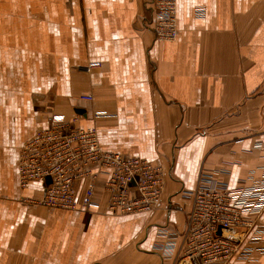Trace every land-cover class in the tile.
Masks as SVG:
<instances>
[{
	"label": "crops",
	"instance_id": "crops-1",
	"mask_svg": "<svg viewBox=\"0 0 264 264\" xmlns=\"http://www.w3.org/2000/svg\"><path fill=\"white\" fill-rule=\"evenodd\" d=\"M177 6V37L158 41L151 0H0V264H167L160 229L183 230L201 176L232 188L260 177L264 0ZM55 114L96 127L106 151L162 166L161 206L118 216L37 205L45 184L20 187L19 149Z\"/></svg>",
	"mask_w": 264,
	"mask_h": 264
},
{
	"label": "built area",
	"instance_id": "built-area-1",
	"mask_svg": "<svg viewBox=\"0 0 264 264\" xmlns=\"http://www.w3.org/2000/svg\"><path fill=\"white\" fill-rule=\"evenodd\" d=\"M156 40L178 35L177 0H151ZM101 67L91 63L88 69ZM82 99L93 101L92 94ZM107 111L94 112L95 118ZM79 117L55 114L50 126L38 130L18 155L19 185L45 184L39 206L110 215L148 214L163 200L169 173L138 157H125L102 148L96 127L83 128ZM104 176L106 208L98 195ZM50 180L48 184L47 181ZM82 195L79 197V184ZM191 205L181 231L161 227L164 241L157 246L167 264H259L264 256V168L248 186L230 187L204 174L196 187L186 192ZM157 251V252H158Z\"/></svg>",
	"mask_w": 264,
	"mask_h": 264
},
{
	"label": "water",
	"instance_id": "water-1",
	"mask_svg": "<svg viewBox=\"0 0 264 264\" xmlns=\"http://www.w3.org/2000/svg\"><path fill=\"white\" fill-rule=\"evenodd\" d=\"M47 183L49 184L50 183V180H48Z\"/></svg>",
	"mask_w": 264,
	"mask_h": 264
}]
</instances>
